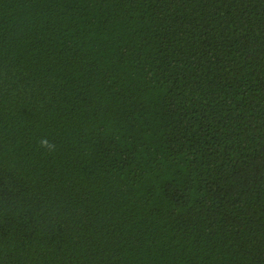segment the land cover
Returning <instances> with one entry per match:
<instances>
[{"label": "trees", "instance_id": "obj_1", "mask_svg": "<svg viewBox=\"0 0 264 264\" xmlns=\"http://www.w3.org/2000/svg\"><path fill=\"white\" fill-rule=\"evenodd\" d=\"M0 264H264V0H0Z\"/></svg>", "mask_w": 264, "mask_h": 264}, {"label": "clouds", "instance_id": "obj_2", "mask_svg": "<svg viewBox=\"0 0 264 264\" xmlns=\"http://www.w3.org/2000/svg\"><path fill=\"white\" fill-rule=\"evenodd\" d=\"M41 143H42V146H46L48 142L47 140H43Z\"/></svg>", "mask_w": 264, "mask_h": 264}]
</instances>
